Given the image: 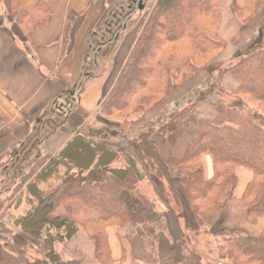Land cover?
<instances>
[{
    "label": "trees",
    "instance_id": "trees-1",
    "mask_svg": "<svg viewBox=\"0 0 264 264\" xmlns=\"http://www.w3.org/2000/svg\"><path fill=\"white\" fill-rule=\"evenodd\" d=\"M5 1L10 17L25 37L39 23L50 19L49 9L39 0ZM222 1L155 0L151 5L112 85L103 95V114L109 118L120 112L144 113L201 70H206L207 78L201 86L174 101L176 108L165 121V111H161L154 121L131 132L130 137L108 122L102 131H79L45 160L3 214L23 237L36 244L39 252L43 251L41 245L65 244L81 227L90 234L95 261L113 264L106 228L130 226L138 230L126 238L135 262L212 264L203 261L192 248L191 240L211 235L206 211L213 206L224 207L231 200L237 185V168L253 175L242 193L246 221L264 219V27L258 31L259 42L237 52L230 66L223 70L220 65L210 68L226 46L219 35ZM257 2L264 4V0H246L238 6L232 0L229 12L240 23H246ZM225 74L236 80L237 87L230 93L219 90L213 117L198 119L195 107L205 99L207 90L214 89L211 82ZM146 128H154L152 133L171 146L182 135L188 139L183 155L169 157L163 164L169 181L179 183V190L172 191L178 195L179 215L171 203L168 207L159 196L143 193L142 185L149 179L145 166L131 150L114 146V139L134 142L131 137L146 132ZM52 133L53 130L49 134ZM204 156L211 160L209 179L203 175ZM115 163L121 165L113 167ZM14 171L19 174L18 169ZM59 207L66 218L53 216ZM171 215L177 216V224L179 220L184 223L183 229L178 225L179 234ZM212 236L210 244L219 261L264 264V226L256 237L244 232ZM170 238L176 250L170 249ZM43 257L48 264H59L53 249ZM0 264L23 263L0 245Z\"/></svg>",
    "mask_w": 264,
    "mask_h": 264
},
{
    "label": "crops",
    "instance_id": "crops-1",
    "mask_svg": "<svg viewBox=\"0 0 264 264\" xmlns=\"http://www.w3.org/2000/svg\"><path fill=\"white\" fill-rule=\"evenodd\" d=\"M39 1L44 3L49 9L50 19L48 22L39 23L36 29L25 37L10 17L6 1L0 0V135L6 133L7 137H10V144H7L4 154L16 153V156L9 162L10 164H6L3 170H7L8 167L13 169L14 166H18L17 169L21 176L27 171L26 163L32 161V163L35 162L34 166L39 167L48 157L56 154L66 140L70 138L69 135V138L66 137L67 139L62 142L64 133L61 130L52 134L48 133V137L39 143L34 150H29L30 147H28V150L22 147L25 144L22 140H26L30 133L15 143V138L21 130L27 129V126L32 121H35L36 124L42 123L40 119H45V112L52 102L73 89L81 72L84 70V63L87 60L88 39L94 30L91 28H96L102 21L104 9L109 7L110 2V0ZM245 1L235 0L238 6H242ZM230 3L231 0H229V5ZM256 6L253 15L257 13ZM253 15L252 17H254ZM263 20L264 14L254 23L251 27L252 30L249 31L245 38L233 42L232 32L237 33L240 31V24L233 18L229 10L222 14L219 35L225 41L226 48L219 58H224L226 61L222 64L220 63V67L231 63L232 55L238 50L240 45H244L253 31L258 30ZM84 43L85 46L83 47L82 44ZM206 78L207 74L204 80ZM218 84L220 85L218 88H222L223 91L229 93L237 87L236 80L229 74H225L220 78ZM196 87L198 86H193V88L187 90L184 88L182 92H190ZM215 102L214 98H206L200 102L195 107L197 118L201 120L211 119L214 115ZM172 104L175 105L174 102ZM79 106L80 104H78ZM69 122L72 123L69 129L73 130V133L80 131L77 127L80 126L81 122L80 120L78 121L73 112L66 119V125H69ZM187 141V137L182 135L177 143L171 146L166 143L163 137L161 138L160 135H157L152 138V148L159 163L163 165L169 157L180 158L184 153ZM14 144L20 146L18 151L14 149ZM20 149L24 151L23 154H20ZM202 164L204 178L209 179L212 176L210 158L207 156L202 157ZM19 174L17 175L18 177L20 176ZM235 175L237 185L232 199L224 209L213 208L207 212V228L211 234L218 232V230H220L219 232L226 230L229 232H244L250 237H256L263 229L264 220L258 219L256 222L248 223L245 220V206L241 201L242 193L247 184L251 182L253 175L244 168H237ZM0 179L1 182L7 180L4 177ZM17 180L19 179L12 181L9 178L5 192L11 191L14 187V182ZM26 182L21 181V189H19L17 194L14 191V194L10 195L8 202H10L12 196L11 202L17 197ZM168 183L174 190H177L176 182L169 181ZM2 192L4 193L3 190H1ZM171 206L176 211V205L171 204ZM7 207L5 208L7 209ZM3 212L4 210L2 214ZM90 215L95 216L93 214ZM53 216L67 217L65 211L59 208L55 209ZM172 223H174L176 233L179 234L178 225L181 223ZM136 231L138 230L130 226L123 228L110 226L106 228L113 264H140L131 259L126 240L127 236ZM25 240L32 243L35 250L37 249L36 244L32 240L27 238ZM2 241L5 242V239H2ZM41 246L42 252H38V250L34 252L32 250L34 255L38 254L35 258L37 260L26 257L31 263L48 264L43 256L47 251L53 249L59 257V264H98L94 259V245L90 240V234L84 228H78L76 234L65 244L57 243L50 246ZM34 255L32 253L33 257ZM18 259L23 264H27L22 259Z\"/></svg>",
    "mask_w": 264,
    "mask_h": 264
},
{
    "label": "rangeland",
    "instance_id": "rangeland-1",
    "mask_svg": "<svg viewBox=\"0 0 264 264\" xmlns=\"http://www.w3.org/2000/svg\"><path fill=\"white\" fill-rule=\"evenodd\" d=\"M154 1L155 0H110L109 7L104 9L105 11L102 14V21L98 24V26H96V28L95 27L91 28L92 30L93 29L94 30L91 32L90 38L88 39V48L86 49L87 60L84 63V68H83L84 70L81 72V75L78 81L75 83L73 89L68 91L69 93H72L75 87L81 85L83 86V92L81 97L79 98V103H78L80 104V106L79 107L77 106L78 107V108L76 107L77 109H75L74 106L75 110L72 108L73 110L69 112V114L73 112L75 114V117L78 118V121L80 120L81 124L79 127H77L79 128L80 132H88V130L90 129L95 131H99V130L102 131L103 124L108 122V124L113 126V128H122L124 131L122 135L125 134L126 136V134H128V136L130 137L131 132L140 129L142 127L141 125L143 124L147 125L149 122L154 121L156 115L161 111H165L162 114L163 116L162 120L165 121V119L169 118L170 115H172L171 112L174 111L176 108V106L173 105L172 102L178 101L184 94H186L182 92L184 88L185 90H187L193 88V86H201L202 81L204 80L207 74L205 69L198 72L191 79L187 78L185 83L175 86L163 101H161L156 107L151 108L150 110H145L144 113L131 114L128 112L125 113L120 112L113 114L109 118H107L103 114V110L101 109L100 106V103L103 98L102 90L104 89L103 95H105V92L109 89L108 87L112 85L113 79L119 68L120 62H122L123 58H125L133 40L135 39V36L137 34V31L139 30L141 22L146 17L147 11L151 7V5H153ZM256 5H257L256 6L257 13H255L253 15L254 17H251L247 21L248 23L247 22L240 23L238 21L240 24V31H238L237 33L232 32L233 42H235V40L239 41L245 38L248 35L249 31L252 30L251 27L254 25V23L258 21V18L260 16H263L264 4L257 2ZM139 6H143L144 7L143 10L141 11L138 10ZM221 8L223 11L222 13L229 10V0H223L221 2ZM263 27H264V20L261 22L258 30L255 32L253 31V33L250 35L249 39L244 43V45L242 44L238 47V50H236V52L232 55V58L237 55V52L244 51L245 48H247L250 44L258 43L259 42L258 31L261 30ZM82 45L84 47L85 43ZM225 61L226 59L219 58V60L217 59L212 64V66H210V68H214V67L216 68V66H218L220 63L222 64ZM230 64L231 63H228L226 64L227 66L224 67H228L230 66ZM221 69L223 70L225 68L222 67ZM218 80L219 79L217 77V79L211 82L210 86H212V88L214 89L206 91L208 94L205 96V99L214 98L216 100L217 97L215 96V94H217L219 90L225 92L222 90V88H218V86H220L218 84ZM225 93H229V92H225ZM66 97L67 94L60 96L57 102L55 101V103H59V104L64 103V99ZM151 104H149V106ZM56 108L57 106L54 107L53 104H51L48 110H46L45 112V119L44 120L40 119L42 123L36 124L35 121H32L27 126V129L25 128L26 130L23 129L17 134L15 138V143L19 139L20 140L23 139L24 136L30 133V136H28L26 140H22L23 142H25V144L22 147L28 150V147H33V146L36 147L37 143L39 145V143H41L44 139L48 137V133H50L52 130L53 133L60 132L62 130V133H64L63 136L64 140L62 138L61 141L64 142L67 138H69L68 137L69 135L70 138L66 140L65 143L70 141L73 138V136L76 135V133H73V130L69 129L70 124L72 123L69 122V125L68 124L66 125L65 117H58L54 121L55 116L57 115L55 111ZM49 121H51V123H48ZM63 121L64 123L62 124V126H60L59 124L62 123ZM65 125L66 127H64ZM145 130L146 132L141 133V134L144 133L143 136L137 133L136 135H134V137H131L135 139L133 140L134 142L130 141L131 139H127V141L122 140L123 138L114 139V146L119 149L127 148L131 150L133 152L132 154L137 159H139V161L141 160L142 164L145 166L146 173L149 179L147 183H144L142 185L143 193H146L147 195L150 194V195L159 196L160 199L166 202L168 207L170 206V203L172 205L175 204L176 205L175 207L177 208V212L179 215V211H181L180 210L181 208L176 199L178 198L177 197L178 195L172 193L174 188H172L168 183L169 179L165 174V169L163 168V165L159 163L154 153V149L152 148V138L154 136H157V134L152 133L154 128H149V129L146 128ZM102 133H106V132H102ZM7 136L8 135L6 133L0 135V178L1 177L7 178V180H4L3 182H1L0 179V245L6 251L11 252L13 255L22 259V261L26 262L27 264H36V263H31L26 257L28 256L33 260H37L35 258L38 256V254L36 253L34 255V252H36L37 249L35 250L33 244L25 240L23 234L16 227H14L12 224L6 221V219L3 217V214L6 211L5 207H7V205L8 207H10V205L14 203L13 201L15 199L11 202L13 196L11 197L10 202L8 201L10 195L12 193L14 194V191L17 194L19 189H21V184H22L21 181L22 182L27 181L25 183L26 185L28 181L31 180L34 177V175L39 171V169H41L45 161L39 167L33 165L35 162L32 163V161H29L28 163H26L27 171L24 174H22L23 176L19 174L20 175L19 177L17 176L18 174L15 171L13 172V170L18 168V166H14L13 169H11V167H8L7 170H3L4 166L14 158V155L11 154L12 152L8 153V155L4 154V150L7 148V144H10V137ZM13 146L14 149L17 151L20 148L18 144H14ZM23 152L24 151L21 150L20 154H23ZM14 161L16 162V160ZM120 165H121L120 163H115L113 167H119ZM9 178L12 181L16 179L19 180L14 182L13 185L14 187L11 190L12 192L11 191L5 192V188L7 187L6 184ZM173 182H176L178 186L176 187L177 188L176 191H178L179 190L178 181L173 180ZM1 190H3L4 193L3 192L1 193ZM20 193L21 192H19L17 197L20 195ZM241 201H242V196H241ZM242 203L245 206V214H246V204L243 201ZM225 206L210 207L209 209H207L206 214L210 209L213 208L224 209ZM59 209L63 210V208L61 207H59ZM3 210L4 212L2 214ZM174 216L171 215V218L176 223L178 222L176 221L177 216L175 217ZM205 221H206V216H205ZM179 222L181 223L180 225L181 229H183L184 223H182L181 220H179ZM219 231L220 230L212 234L209 231V233L211 234L209 237L202 236L200 238H193L191 240V246L192 248L197 250V252L201 255L203 261L206 263L231 264L230 262L227 261H219L217 259V252L214 248V245L210 244L211 240L213 239L212 235L220 233ZM185 232H187L188 235V230H186ZM222 232H229V231L225 230ZM2 239H5V242H3ZM169 240L171 241L170 249L176 250V245L173 246L171 238ZM32 250H34V252ZM174 252L177 253V251ZM32 253L34 257L32 256Z\"/></svg>",
    "mask_w": 264,
    "mask_h": 264
},
{
    "label": "built area",
    "instance_id": "built-area-1",
    "mask_svg": "<svg viewBox=\"0 0 264 264\" xmlns=\"http://www.w3.org/2000/svg\"><path fill=\"white\" fill-rule=\"evenodd\" d=\"M81 90V86L75 87L73 92L70 93V95H68L65 99H64V103L59 104V103H53V106H57V108L55 109L56 111V116L55 118L58 117H66L69 110L77 104L78 102V95L80 93ZM57 102V101H56ZM63 115V116H62Z\"/></svg>",
    "mask_w": 264,
    "mask_h": 264
},
{
    "label": "water",
    "instance_id": "water-1",
    "mask_svg": "<svg viewBox=\"0 0 264 264\" xmlns=\"http://www.w3.org/2000/svg\"><path fill=\"white\" fill-rule=\"evenodd\" d=\"M139 10H142V6L139 7Z\"/></svg>",
    "mask_w": 264,
    "mask_h": 264
}]
</instances>
